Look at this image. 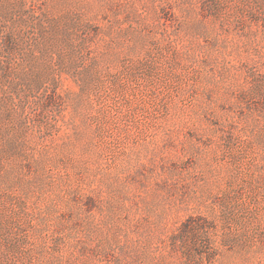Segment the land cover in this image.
I'll use <instances>...</instances> for the list:
<instances>
[{
	"label": "rangeland",
	"instance_id": "374dc122",
	"mask_svg": "<svg viewBox=\"0 0 264 264\" xmlns=\"http://www.w3.org/2000/svg\"><path fill=\"white\" fill-rule=\"evenodd\" d=\"M0 264H264V0H0Z\"/></svg>",
	"mask_w": 264,
	"mask_h": 264
}]
</instances>
